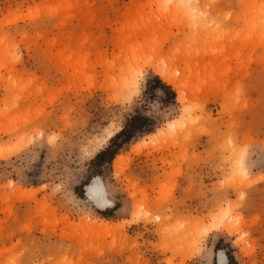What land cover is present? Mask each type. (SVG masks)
<instances>
[{
  "label": "rangeland",
  "instance_id": "rangeland-1",
  "mask_svg": "<svg viewBox=\"0 0 264 264\" xmlns=\"http://www.w3.org/2000/svg\"><path fill=\"white\" fill-rule=\"evenodd\" d=\"M219 252L264 264V0H0V264Z\"/></svg>",
  "mask_w": 264,
  "mask_h": 264
},
{
  "label": "bare ground",
  "instance_id": "bare-ground-1",
  "mask_svg": "<svg viewBox=\"0 0 264 264\" xmlns=\"http://www.w3.org/2000/svg\"><path fill=\"white\" fill-rule=\"evenodd\" d=\"M158 52H157V56H155L154 59H152L151 61H149L147 63V67L150 68L163 81L172 85L174 87V89L177 90L178 101L180 102V104L184 105V103L188 100L189 95L188 94L185 95V93H187V92H186L185 87L179 81L180 75L179 76L177 75L178 76L177 77L176 73H175L176 71L171 69V67H173V65H172L173 60L171 59V57H170V59L166 58V57L164 58L163 53H161V52L158 53ZM164 53H166L167 56L169 57L170 51H169V53H167V52H164ZM166 54L164 56H166ZM125 85L126 86L124 88L130 90V89L135 87L136 80L131 79V80L125 82ZM172 127H177L176 122L172 123ZM161 131H164V130H161ZM156 134H154V137L156 136ZM117 159H119V158L117 157ZM85 195H86V198L89 199L97 209L105 210V209L112 206L111 201L106 196L104 186L98 177L94 178L93 181L85 187ZM214 221H216V220H214ZM106 226H107V224L104 221H102L100 227L106 228ZM206 231H208V230H206ZM203 232H205V231H203ZM226 263H227L226 255L223 252H219L217 254V263L216 264H226Z\"/></svg>",
  "mask_w": 264,
  "mask_h": 264
},
{
  "label": "trees",
  "instance_id": "trees-1",
  "mask_svg": "<svg viewBox=\"0 0 264 264\" xmlns=\"http://www.w3.org/2000/svg\"><path fill=\"white\" fill-rule=\"evenodd\" d=\"M155 81H156V83L158 85H161V83H160V81L158 79H156ZM149 120L150 119H148L146 117L140 116V117L137 118V123L136 124H133L129 130H127L124 127L122 130H120V132H118L115 135V137H120V136L124 135L123 141H128L131 137H133V135L135 133L140 132V131L147 130L146 127H147V123H149ZM147 132H150V131L147 130ZM106 152H107L106 150L100 152L97 155V157L98 158L103 157L105 154H107ZM115 155H116V153L112 154L110 156V158H109V161H111L114 158ZM224 253H225L226 257H227L228 262L229 263H232L233 262L232 256L229 253H227V252H224Z\"/></svg>",
  "mask_w": 264,
  "mask_h": 264
},
{
  "label": "crops",
  "instance_id": "crops-1",
  "mask_svg": "<svg viewBox=\"0 0 264 264\" xmlns=\"http://www.w3.org/2000/svg\"><path fill=\"white\" fill-rule=\"evenodd\" d=\"M216 263H217V257H216Z\"/></svg>",
  "mask_w": 264,
  "mask_h": 264
}]
</instances>
